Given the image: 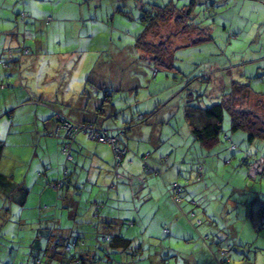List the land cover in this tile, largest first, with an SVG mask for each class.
<instances>
[{"label": "rangeland", "instance_id": "obj_1", "mask_svg": "<svg viewBox=\"0 0 264 264\" xmlns=\"http://www.w3.org/2000/svg\"><path fill=\"white\" fill-rule=\"evenodd\" d=\"M123 2L134 16L116 12L113 22L122 29L95 31L101 26L81 11L84 0H0V28L16 21L22 27L19 31L25 27L33 32L26 42L31 49L26 63L12 71L13 65L6 69L0 58V139L4 141L0 171L26 188H8V196L0 193V264H30L32 254L39 256L40 264H60L52 246L45 253L42 240L44 250L39 251L40 238L36 242L35 236L47 224L45 218L57 227H75L69 217L75 204L73 209L65 205L48 183L63 176L65 165L71 171L70 196L79 204L78 212H85L76 218L88 219L91 202L103 201L101 215L115 219V228L141 245L133 255L134 264H219L213 238L232 244L229 264H264V163L257 160L264 151L263 142H249L240 129L231 131L225 111L220 142L201 148L183 112L188 99L189 104L200 106L220 101L232 81L248 83L253 91L264 93V0H198L193 20L209 38L185 44L189 33L182 35L177 27L164 25L161 32L177 35L171 43L176 44L175 69L158 71L132 49L133 34L141 24L135 18L136 9H130L132 0ZM20 10L30 14L25 23L15 19ZM82 23L86 25L80 26L77 40L75 25ZM6 34L0 33V56ZM120 75L132 84L116 90L112 85L117 86ZM106 89L117 104L129 105L113 119L118 125L130 120L136 110L158 107L149 122L137 127L131 123L127 134L131 150L126 157L132 158L120 165L127 172H142L140 160L144 159L153 162L159 170L156 175H114L110 145L89 138L84 131L74 142V160L65 159L59 145L63 133L55 135L49 123L53 111L75 116L71 109L82 95L90 103L93 94L103 97ZM250 102L254 103L252 98ZM150 132L159 133L160 142ZM244 157L257 161L248 166L241 163ZM72 181L79 186L76 191ZM170 181L182 185L183 209L162 201L164 183ZM164 223L168 233L163 231ZM91 241L97 243L94 236ZM101 247L96 250L100 259ZM128 253L116 251L110 263L104 258L101 264H120L125 257L132 261Z\"/></svg>", "mask_w": 264, "mask_h": 264}, {"label": "trees", "instance_id": "obj_2", "mask_svg": "<svg viewBox=\"0 0 264 264\" xmlns=\"http://www.w3.org/2000/svg\"><path fill=\"white\" fill-rule=\"evenodd\" d=\"M92 1L94 0H84L87 5H93ZM123 1L124 0H119L120 3L118 2L114 7V12H119L118 14L124 16L133 17L134 15L131 8L136 9V13H134L136 15L135 18L141 24V27L133 34V41L130 45L132 46V49L136 51L139 58L149 61L150 64H152L155 71H158L160 68L164 70L175 69L173 60L176 44L172 45L171 43L172 39L174 41V37L177 35L161 32V28L164 25L171 24L177 27L178 33L182 35L189 33L191 38L190 40H186L184 42L185 44L195 43L209 38L208 32L193 20V7L198 0H187L186 3L181 5L178 4V0H168L165 3H159L157 0H132L131 4L133 5L130 6V12L125 9L126 3ZM95 11L99 12L100 8L95 7ZM90 12L91 11H86V14L89 15L90 19L94 20L98 18V13L96 15L97 17H94L96 13L91 16L89 14ZM17 15H19V17ZM28 16H30V14L24 10L15 13V19L19 20L21 23H25ZM49 17H47V19H49ZM104 21L108 20L104 19ZM19 28H22L21 25ZM18 31L17 42L15 45L2 46L3 50L0 58L4 59L6 62L5 66H14V64L18 66V61L15 63L14 60H18V56L28 55L31 52V49L26 42L28 38L33 36V32L25 27L22 31ZM21 34L24 35L22 38ZM77 36V40L80 39L81 35H79L78 32ZM112 37L113 36L110 38L112 39ZM154 37H157L158 41H155ZM83 38H85V36ZM3 53H9L10 55H7V57L4 58ZM13 54H15V59L11 58V55ZM8 62L11 64H8ZM261 79H264V71L262 72ZM116 81L118 82L117 86L112 85L116 90H122V88L126 89L127 86L129 87L132 84V81L129 78H121V75ZM104 82L106 83L107 81ZM105 87H107V84ZM123 95L124 94H120L119 99H123ZM113 96V93L106 89L103 93V97L95 96L93 94L92 100H90L89 103V101L86 100V97L82 95L80 100L77 101L71 109L72 112H76L75 116H71L70 113L64 114V112H61L60 110H54L53 120L49 121V123L55 135L60 136V134L63 133L59 145L61 147L60 150L65 154V159L67 161L74 160L72 149L74 142L78 140L77 135L80 131H84L89 138L95 141L107 142L110 145L114 158L113 167L115 171H113V174L117 176L125 169V165H127L126 161L131 160L132 158V155H130L131 158L129 159L126 157V153L131 150L127 140L129 137L127 134L130 133L128 130L132 126H139L140 122H149L152 119L151 117L153 114L158 112V107L147 112L136 110V114L132 116L130 120L124 124L122 123L121 125H118L116 124L117 121L113 119L118 115H121L123 110L129 105H124L122 102L117 104V101H114ZM250 98L253 99V104L250 102ZM188 102L189 99L186 100L183 108L184 116L189 126L190 134L193 136V139L198 142L201 148L210 149L214 147L216 143L220 142V134L221 131H223L221 121L225 111H227L229 116L231 131L240 129L247 134V140L249 142L257 139L263 142L264 145V93L253 91L248 83L232 81L230 83V90L224 94L223 98L220 101L207 106L192 105ZM132 122H134V124L131 126ZM142 133L143 132L140 131V134ZM153 134V132H150V137L156 136ZM224 134L227 139L231 137V135L228 136L225 130ZM110 136H115L116 141L113 143L110 142L107 139ZM157 136H160L159 133ZM157 136L156 140L160 142V138ZM100 138L104 140H101ZM234 144L235 143L233 142L232 146H235ZM3 146L4 141L0 139V158ZM145 155L142 157H145ZM255 160V157L253 160H247V158L244 157L241 163L248 164V166H252L257 160H261V162L263 161L262 163H264V151H261L260 159ZM140 161L142 164V166L140 165L142 172L136 171L131 174V172H127L126 169L124 171L130 173L129 175L136 177H138V174L141 175V173H152L153 175L158 173L159 170L152 165L151 162L148 163L144 161V159H141ZM122 163L125 164L124 167L120 166ZM198 169L201 171L203 168L199 167ZM200 171H198V175H200ZM70 173V169L65 165L63 167V176L50 179L48 183L56 189L57 197L63 199L65 205L72 206L71 209H73V205L75 204V209L69 213V217L73 218L75 227H57L56 224H53L48 218H45L44 220L47 224H44V227H39L35 236L36 242L38 241L37 239L40 238L37 243L40 248L39 251L44 250L41 249L40 246V244H42L40 241L42 240L44 244L46 243L45 253H47L50 249L49 247L52 246V255L56 256L60 264H101V260H104V258L110 263L113 259V254L116 251L129 252L127 255H130V258L132 259V261H130L129 258L125 257V259L120 261V264H134L133 255L136 251L141 250V245L133 244L132 236H127L118 230V228H115V222H117L115 219L101 215L102 209L105 205L103 201L96 199L91 202L92 212L88 216V219L85 218L83 221H79L78 218H76L77 215L83 216V213L85 212H78L80 206L79 204L77 205V201L70 196L72 194L69 189L71 181ZM74 182L75 181H72L76 191L79 186ZM12 187H20L21 189L26 190L23 182H15L12 180L10 174L0 171V193H4V195L6 194L8 196L9 194L6 190ZM163 190L164 191L161 194L162 199L164 198L162 200L163 202H171V207L177 208L175 206L177 205L183 209L184 202L182 201L183 197L181 196L182 185H179L176 181H170V183L165 182ZM133 222L134 221L130 220L129 224H133ZM197 223H201V221ZM101 231H103L102 234L100 233ZM163 231L165 233L169 232L168 224H163ZM43 234L46 238H42ZM93 236L97 243L92 244L91 239ZM100 242H106L107 245L101 244ZM213 242L216 243V248H214L213 254L218 263L229 264L228 255L232 244L223 245L221 241H218V239L215 238H213ZM98 246L105 247H101L104 249L102 254L103 257L101 259L99 258L100 256H98V258L96 257ZM218 255H220V257H218ZM38 257L37 254H32L29 263L40 264L41 259ZM21 264L24 263L21 261Z\"/></svg>", "mask_w": 264, "mask_h": 264}, {"label": "crops", "instance_id": "obj_3", "mask_svg": "<svg viewBox=\"0 0 264 264\" xmlns=\"http://www.w3.org/2000/svg\"><path fill=\"white\" fill-rule=\"evenodd\" d=\"M119 2V0H94V1H92V3H93V5H85L84 4V7H82L81 9V11H83V10H85V11H91L89 14L92 16V15H94L95 13V15H94V17H97L98 16V18H96V19H94V20H92V21H95V22H97V23H99V25L101 26V27H99V28H96V30L95 31H97V30H100V29H103V30H108L109 31V29L110 30H112L113 29V27H116V28H118V29H122V27H119V26H117L114 22H113V19H114V15L116 14L115 12H114V7L117 5V3ZM120 3V2H119ZM95 5V6H94ZM86 6V7H85ZM91 6V7H90ZM81 7V6H80ZM95 7H99L100 8V13L99 12H96L95 11ZM81 13V15H84V12L82 13V12H80ZM97 13H98V15H97ZM118 14V13H117ZM97 15V16H96ZM100 17V18H99ZM104 19H106V20H108V21H104ZM110 20V21H109ZM7 22H9V20H7ZM121 24V23H120ZM81 25H86V23H82V24H80V25H75V31H81L80 30V26ZM122 26H124L126 29H128L125 25H123V24H121ZM91 26V28L93 29V24H91L90 25ZM123 27V28H124ZM18 28H19V26L16 24V23H14L13 25L12 24H8V25H4L2 28H0V30H2V31H0V33H5V32H7L8 34H6L5 36H4V45L5 46H8V45H15L16 44V42H17V37H18V33H17V31H18ZM91 32V31H90ZM80 40V39H79ZM15 53V52H14ZM16 54V53H15ZM15 54H13V55H11V58H14L15 59ZM3 55H4V58L5 57H7V55H10L9 53L7 54V53H3ZM26 55H22V56H18V60H14L15 61V63H16V61H18L17 63H20V64H22V62L24 61L25 63L28 61V59H26V57H25ZM12 67V66H11ZM16 65L14 64V66H13V68H11L12 69V71H14V70H16ZM5 68L7 69L8 67H6L5 66ZM109 123H111V122H109ZM151 164L152 165H154L153 164V162H151ZM125 170V169H124ZM122 171V172H120L119 173V175H120V177H123V176H125L126 174V172L125 171ZM128 174H130V173H128ZM132 174V173H131ZM139 175V174H138ZM133 176V175H132ZM164 213L166 212V211H163ZM171 222L170 223H172V220H170Z\"/></svg>", "mask_w": 264, "mask_h": 264}, {"label": "built area", "instance_id": "obj_4", "mask_svg": "<svg viewBox=\"0 0 264 264\" xmlns=\"http://www.w3.org/2000/svg\"><path fill=\"white\" fill-rule=\"evenodd\" d=\"M101 140H104V139H102V138H100ZM110 142H115L116 141V137L115 136H110V137H108L107 138Z\"/></svg>", "mask_w": 264, "mask_h": 264}]
</instances>
